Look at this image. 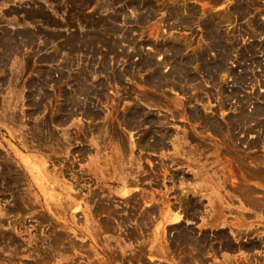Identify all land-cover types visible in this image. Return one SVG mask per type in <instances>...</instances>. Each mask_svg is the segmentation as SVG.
I'll use <instances>...</instances> for the list:
<instances>
[{
	"label": "rangeland",
	"instance_id": "374dc122",
	"mask_svg": "<svg viewBox=\"0 0 264 264\" xmlns=\"http://www.w3.org/2000/svg\"><path fill=\"white\" fill-rule=\"evenodd\" d=\"M0 264H264V0H0Z\"/></svg>",
	"mask_w": 264,
	"mask_h": 264
}]
</instances>
